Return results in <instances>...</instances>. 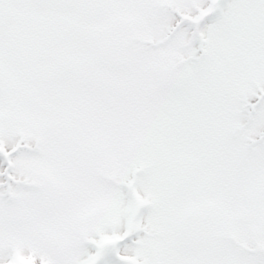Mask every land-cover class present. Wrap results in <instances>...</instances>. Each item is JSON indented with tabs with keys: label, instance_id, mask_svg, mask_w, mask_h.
Wrapping results in <instances>:
<instances>
[{
	"label": "snow or ice",
	"instance_id": "6c2138e0",
	"mask_svg": "<svg viewBox=\"0 0 264 264\" xmlns=\"http://www.w3.org/2000/svg\"><path fill=\"white\" fill-rule=\"evenodd\" d=\"M0 264H264V0H0Z\"/></svg>",
	"mask_w": 264,
	"mask_h": 264
}]
</instances>
